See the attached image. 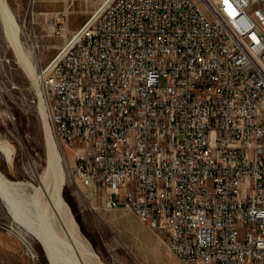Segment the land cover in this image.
<instances>
[{"label": "built area", "instance_id": "obj_1", "mask_svg": "<svg viewBox=\"0 0 264 264\" xmlns=\"http://www.w3.org/2000/svg\"><path fill=\"white\" fill-rule=\"evenodd\" d=\"M54 32L31 101L74 180L183 264H264V0H109Z\"/></svg>", "mask_w": 264, "mask_h": 264}, {"label": "rangeland", "instance_id": "obj_2", "mask_svg": "<svg viewBox=\"0 0 264 264\" xmlns=\"http://www.w3.org/2000/svg\"><path fill=\"white\" fill-rule=\"evenodd\" d=\"M106 1L7 0L16 18L22 46L36 55L35 71L40 64L48 62L64 42V36L54 32L55 27L62 25L68 35L72 34ZM65 7H68L67 18L61 16ZM36 94L37 81L19 65L0 26V142L12 156L10 162L0 151V172L10 180L33 186H38V182L29 162H33L38 173L47 165L39 102L31 101ZM59 143L65 159L62 197L70 206L81 233L105 264H183L167 248L165 236L151 231L132 211L104 208L101 186L83 187L76 182L69 170L73 150L60 140ZM53 211H56L58 227L63 230L60 221L65 218H60L55 207ZM10 223L8 208L0 198V264H48L41 245L31 239L32 254L11 233Z\"/></svg>", "mask_w": 264, "mask_h": 264}, {"label": "bare ground", "instance_id": "obj_3", "mask_svg": "<svg viewBox=\"0 0 264 264\" xmlns=\"http://www.w3.org/2000/svg\"><path fill=\"white\" fill-rule=\"evenodd\" d=\"M246 14L247 6L237 8V16ZM0 26L13 48L19 65L36 82V55L33 50H25L22 46L16 18L7 0H0ZM39 108L45 129L47 165L42 173H38L33 162H29L38 186L10 180L0 172V198L6 204L11 217L9 229L32 254L34 253L31 239L36 240L43 248L48 264H105L81 233L70 206L62 197L65 159L41 101ZM0 151L11 162V151L2 142ZM54 207L60 218H65L64 221L60 219L63 230L58 227Z\"/></svg>", "mask_w": 264, "mask_h": 264}]
</instances>
